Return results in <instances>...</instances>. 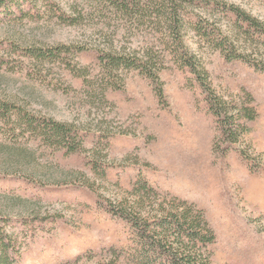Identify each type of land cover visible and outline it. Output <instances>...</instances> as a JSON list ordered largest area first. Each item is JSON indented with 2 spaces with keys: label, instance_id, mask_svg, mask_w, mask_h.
Wrapping results in <instances>:
<instances>
[{
  "label": "rangeland",
  "instance_id": "374dc122",
  "mask_svg": "<svg viewBox=\"0 0 264 264\" xmlns=\"http://www.w3.org/2000/svg\"><path fill=\"white\" fill-rule=\"evenodd\" d=\"M50 1L25 0L16 17L0 24V100L76 124L86 151L67 154L0 116V213L18 249L15 264H142L131 224L105 206L108 198L130 197L129 190L144 182L203 210L215 234L206 249L212 264H264V70L227 58L191 28L184 31L219 95L254 98L251 132L229 147L194 76L164 51L161 26L135 21L127 30V16L110 0ZM224 1L264 22V0ZM203 7L195 2L189 9L201 12L196 22L202 28L218 26L232 41L238 38L220 10ZM112 41L127 51L157 53L163 59L160 82L125 70L123 87L105 89L106 99H100L101 83L90 86L70 68H85L99 79L97 48ZM60 45L73 53L38 60L20 50ZM22 161H30V172L80 170L86 183H42L44 177L24 172Z\"/></svg>",
  "mask_w": 264,
  "mask_h": 264
},
{
  "label": "trees",
  "instance_id": "16d2710c",
  "mask_svg": "<svg viewBox=\"0 0 264 264\" xmlns=\"http://www.w3.org/2000/svg\"><path fill=\"white\" fill-rule=\"evenodd\" d=\"M24 1L0 0V24L16 17L18 12L15 8L21 10ZM110 1L113 9L127 16L128 19L124 24L127 30L136 23L135 21L139 24L161 26L164 34L162 41L164 51L171 56L175 64L187 69L198 82L205 96L208 110L219 129V138L225 140L229 147L244 140L252 130L247 122L257 117L253 96L246 93L247 101L244 99L239 101L219 95L208 80L207 72L199 59L186 44L184 31L191 28L203 35L214 47L220 48L227 58L245 61L257 69L264 70V22L245 9L224 0ZM195 2L203 4L201 11L207 13L213 9L220 10L233 24V32L238 38L232 41L231 36L218 26L202 28L196 22L197 17L201 18V12L189 10ZM49 4L52 5V2L50 1ZM56 10L61 16L63 15L59 6ZM135 14H140L141 18L137 16L133 19L132 16H136ZM12 45L14 50L19 49L18 44ZM97 49L99 74H101L99 79H97L98 74L93 75L85 68L70 69L86 84L94 86L100 82L102 85L99 86L100 99H106L105 89L123 87L125 70H139L153 81L160 82L159 70L163 66V59H158L159 56L157 53L153 54L151 48H149L150 52H146L148 49L144 47L140 50L127 51L123 46L112 41ZM20 50L38 60L49 55L59 58V55L66 51L73 53L70 45H60L48 50L43 47H28L23 50L20 47ZM157 92L160 98L164 97L161 86H158ZM0 116L6 122L14 119L31 136L50 147L63 149L67 154L86 151L80 128L72 122L38 116L13 100L4 102L0 100ZM241 155L250 162L251 158L245 151H241ZM91 163L93 164L91 169L97 171L98 164ZM21 164L24 172L30 177H44L39 179L45 184L80 183L84 185L86 183L82 178L84 173L80 170L49 166L44 170L32 168L33 171L30 172V161H22ZM255 166L260 167L257 162ZM129 194L130 197L121 200L108 198L105 207L112 216L131 224L135 231L142 264H212L206 249L208 244L214 242L215 234L203 210L194 203L177 197L163 196L147 182H144L140 189L129 190ZM3 219V214L0 213V264H15V254L18 253V249L13 238L7 233Z\"/></svg>",
  "mask_w": 264,
  "mask_h": 264
}]
</instances>
